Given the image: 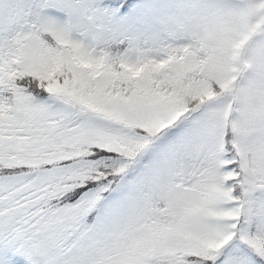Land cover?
<instances>
[{"label": "snow or ice", "instance_id": "obj_1", "mask_svg": "<svg viewBox=\"0 0 264 264\" xmlns=\"http://www.w3.org/2000/svg\"><path fill=\"white\" fill-rule=\"evenodd\" d=\"M0 264H264V0H0Z\"/></svg>", "mask_w": 264, "mask_h": 264}]
</instances>
